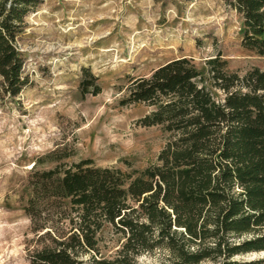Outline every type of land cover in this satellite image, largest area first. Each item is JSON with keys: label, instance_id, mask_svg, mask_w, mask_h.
Here are the masks:
<instances>
[{"label": "trees", "instance_id": "16d2710c", "mask_svg": "<svg viewBox=\"0 0 264 264\" xmlns=\"http://www.w3.org/2000/svg\"><path fill=\"white\" fill-rule=\"evenodd\" d=\"M39 1L0 0L1 88L11 97L26 84L16 41ZM223 1L239 17L240 46L264 57V0ZM83 74L91 81L82 85L93 84ZM126 94L121 105L151 108L138 125L165 135L155 162L141 170L67 164L71 154L54 156L61 150L36 161L53 167L34 163L28 176L27 263L135 264L161 249L172 264H264L234 260L264 252V70L238 75L216 54L200 72L177 58L130 81ZM105 226L121 240L110 258L99 247Z\"/></svg>", "mask_w": 264, "mask_h": 264}, {"label": "rangeland", "instance_id": "374dc122", "mask_svg": "<svg viewBox=\"0 0 264 264\" xmlns=\"http://www.w3.org/2000/svg\"><path fill=\"white\" fill-rule=\"evenodd\" d=\"M24 23L16 46L26 84L11 97L0 79V264H28L31 234L23 208L28 176L40 158L61 150L54 156L71 154L67 164L91 159L121 170L124 163L141 170L155 162L165 135L158 126L138 125L150 107L120 104L130 81L177 58L203 72L216 54L238 75L264 70V57L240 46L239 17L223 0H40ZM83 70L93 84L82 85L91 81ZM120 243L109 226L100 232L103 257H112ZM260 258L264 252L234 260ZM172 261L161 249L135 258V264Z\"/></svg>", "mask_w": 264, "mask_h": 264}]
</instances>
